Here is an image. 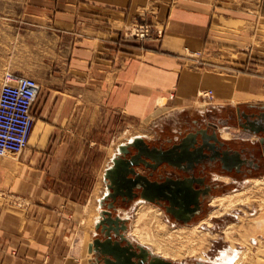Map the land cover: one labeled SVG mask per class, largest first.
<instances>
[{"label":"crops","instance_id":"crops-1","mask_svg":"<svg viewBox=\"0 0 264 264\" xmlns=\"http://www.w3.org/2000/svg\"><path fill=\"white\" fill-rule=\"evenodd\" d=\"M261 3L0 0V73H28L39 86L27 149L12 153V164L6 156L0 160V190L17 191L30 199L25 232L34 231L35 238L19 244L4 242L0 229V264H74L72 258L81 256V246L65 242L69 228L58 216L61 202L79 201L69 195L63 198L60 186L73 183L69 182L73 169L86 162L93 165L90 154L100 152L97 138L108 137L123 119L145 120L159 98L182 112L202 88H212L220 100L237 98L218 103L245 102L258 82L247 75L234 78L188 69L183 62L189 49L218 41L246 57L241 51L245 43L261 37L259 32L251 33L252 13L264 24ZM145 21L163 24L161 39L140 43L124 38L127 27ZM239 59L222 65L244 67L245 58ZM233 129L245 135L235 139L252 138ZM89 175L88 181L98 184V173ZM3 222L4 226L11 221Z\"/></svg>","mask_w":264,"mask_h":264},{"label":"rangeland","instance_id":"rangeland-1","mask_svg":"<svg viewBox=\"0 0 264 264\" xmlns=\"http://www.w3.org/2000/svg\"><path fill=\"white\" fill-rule=\"evenodd\" d=\"M261 2V5L264 6V0H261ZM251 19V33H253L254 35L259 32L261 33V37L257 39L256 36H253L250 42L245 43V47L241 49V51H245L246 57L235 55L232 50L228 49L229 46L225 44L224 41H218L213 43L212 46H204L202 49L199 50L193 51L189 49L187 51V57L183 62V65H185V67L188 69L198 70L205 73H218L227 76H232L234 78H236L237 76L247 75L248 77L245 76L246 78H251L252 81L258 82L256 90H254L251 95L246 96V98L243 99V101L245 102H238L241 104L216 103L214 90L212 88H202L197 91L195 99L192 101V104L187 108L185 107L184 111L179 112L177 110H172V108L165 103V98H159L157 100L158 105H155L156 107L153 109L149 117L145 120L133 122L123 119L120 124H118V128L110 132V135L108 137L97 138L98 140H96V144L99 145L100 152H92L90 154V156L93 157V165H91L90 162H86L84 166L81 165L80 169H73L72 173H70L71 179H69V182L72 181L74 184L72 183L70 185L60 186L62 196L69 195L72 199H78L79 201L76 205L71 202L69 203V205H67L66 202H61L58 208V216L60 218V222L65 224V227L67 226L69 228L68 236H70V238L65 239L67 240L65 242H69V245L73 242L74 247L78 245L82 248L81 256L76 260L75 258H72V262H74V264H91L90 262L91 260H93L94 255L88 249L91 245L92 240L97 236L96 234V236H93V231L95 230L93 219L97 214L96 198L99 196H103V186H106V184L103 181L102 174L105 172V169L112 163L110 158L114 153H116V148L120 144L127 143L129 138L135 137L139 134L144 135L145 140L151 143L156 142L158 140V134H160L161 137H164L165 135H170L176 138V131L179 128H183L186 124V121H189L191 118H224L233 115L237 107H244L246 105H264V24H259V21L256 20L254 13L251 14ZM261 20L264 22V18ZM140 25H149L151 27L152 38L146 40H139L130 37L131 30L136 26ZM164 31L165 30L163 24H153L145 21L127 27L124 31V38L143 43L151 39H161L164 34ZM235 58H245L247 64H245L244 67H229L226 65H222L223 61L228 62ZM5 73H0V88L2 85L1 77H3ZM25 74L28 77L31 76L28 73ZM31 78L34 79V77ZM209 90L212 91L211 99H203L201 94ZM169 95L171 96V94ZM201 105H203V107ZM233 128L238 129L237 126L220 127L219 134L223 138L222 131L229 130V132H231V137L223 138L227 141L235 139L233 137L235 135L243 134L239 132L234 134V131L236 130H234ZM240 130L241 129L239 128V131ZM246 136L249 135L246 134ZM252 138H255V136H252ZM47 142L49 143V141ZM6 154L12 155V157L14 155L12 154V152H8ZM4 156H0V160ZM91 171L94 172V174L98 173L96 179L98 180V184H93L88 181V179L90 178L89 174H91ZM219 175L221 174L213 172L209 176L211 179H213L216 177L218 178ZM223 176L228 178V184L226 185L227 188L222 190L217 195H224L233 191L242 190L251 185V182L247 180L234 179L231 175L223 174ZM249 177L252 179H262L264 178V174L253 175ZM145 203L150 204L152 206L154 205L150 202ZM30 206V199L19 195L17 191L0 190V225L3 226L1 223L3 220L4 222L7 220L11 221L10 224L7 223L8 225H4V228L0 227V229H4L1 234V240L4 239V242L7 240L12 244H19L25 240L33 241V239L35 238L34 231L31 234H27L25 232V224L29 223L28 220L30 219V216L26 217V212L29 210ZM136 207H138L136 202L130 203L128 205L118 203V210L125 211V213L128 214V217H126L128 218L127 233H130V229L132 228L133 221L135 218V212L137 209ZM237 208L231 209L232 212L230 211V213L228 212L224 213L219 217L210 218L212 224L211 226H208L205 223H202L200 225L201 229H208L211 232L217 234V237L212 239V243L203 253L204 256L208 254L209 257L215 260V257L220 253L221 250L229 248L230 244L229 241L224 238L223 229L231 223L238 222V214L243 215V211ZM73 209L75 210L74 212ZM214 209L215 208L213 207H209L208 212L204 216L198 218L195 222H192L188 226L192 227L194 225H198V223L204 218H208V214ZM243 209L247 210L248 214H253L258 210L257 207H255L254 210H251V208L246 207L245 205L243 206ZM161 212L162 221L163 223H165L168 231L171 232L177 227L185 226V224H178L174 222L162 210ZM85 224L88 225V229L86 230V233H84L82 236V227L85 226ZM79 229L81 230L80 233L77 232ZM75 235L77 239L73 241ZM80 235L83 237V239L80 238ZM3 236L5 238H3ZM130 237L132 238V236ZM244 250L245 246L237 244L238 255L241 254ZM253 251L255 252V248ZM254 252H251L250 254L252 255L250 256H253ZM89 253H91L92 255H90ZM197 255L198 254L194 256L181 257L178 258V260L167 258V260L169 259L173 262H180L185 264H194V262H196L200 258ZM238 255L235 260L238 258ZM205 264L215 263L207 262Z\"/></svg>","mask_w":264,"mask_h":264},{"label":"flooded vegetation","instance_id":"flooded-vegetation-1","mask_svg":"<svg viewBox=\"0 0 264 264\" xmlns=\"http://www.w3.org/2000/svg\"><path fill=\"white\" fill-rule=\"evenodd\" d=\"M224 126H237L244 132L255 136V138L227 141L219 134V128ZM176 132V138L170 135L161 137L158 134L156 142L147 141V143L151 148L169 150L176 145H180L183 139L188 136V142L191 143V147L186 153L188 160L185 159L178 166L161 163L156 167L146 168L139 165L136 170L147 175L150 181L164 182L170 186L174 194L172 196L174 204L161 198L150 203L178 224L189 225L204 216L208 212V208L212 207L210 205L212 198L218 196V193L227 188L228 178L225 182L218 178L211 179L209 176L211 173L221 174L219 176H223V174L231 175L234 179L240 180H248L252 179L249 176L264 174V106L262 105L237 107L233 115L224 118H191L186 121L183 128ZM178 151L180 152V149H177ZM135 152L136 150L132 148L131 154ZM138 200L141 199L136 197L131 201H126L118 196L114 202L115 210H112L113 215L119 214L122 218L127 219L124 223L125 230H122V224L117 228L119 233L123 234L133 245L128 249L127 254L129 252L140 254L142 251L137 248V244L140 243L130 239L127 233L128 218L124 216L125 211L118 210V203L128 205ZM110 201L112 199H108L105 203L108 204ZM185 202H189V204L185 205ZM175 214L183 218L191 216V220L185 222L182 219H177ZM97 233L99 232L96 231L95 234L99 236L100 234ZM117 239L119 240L120 237H117ZM125 244L124 241L121 242L122 246H125ZM91 262L103 264L102 261L97 263L94 256ZM132 263L141 264L139 259L135 258L132 259ZM148 263L149 261L145 262V264ZM205 263L207 262L199 260L194 262V264Z\"/></svg>","mask_w":264,"mask_h":264},{"label":"bare ground","instance_id":"bare-ground-1","mask_svg":"<svg viewBox=\"0 0 264 264\" xmlns=\"http://www.w3.org/2000/svg\"><path fill=\"white\" fill-rule=\"evenodd\" d=\"M236 99L237 98L233 96L228 99L220 100L215 95L216 103L224 101L235 102ZM155 105H158V103ZM201 106L203 107V105ZM236 132L234 134H236ZM222 135L223 138H229L231 137V132H229V130H223ZM136 136H141L145 139L144 135L139 134ZM242 136L240 135V137ZM133 138L134 137L129 138L128 142H131ZM117 153L118 147L116 148V153L111 156V161ZM5 156L8 158V163H14L15 159L13 157L9 154ZM102 177L104 179V173ZM218 179L225 181L227 177L219 176ZM247 181L251 182L249 187L213 197L210 205L215 209L208 214V218H204L198 225L192 227L188 225L180 226L171 232L167 230L165 223H163L162 212L158 208L145 203L142 199L138 200L136 201L138 207H136L135 218L128 235L129 237L132 236L130 239L137 241L143 246H147L155 255L164 259L171 258L178 260V258L181 257L198 254L197 256L200 257L198 260L201 262L215 264H264V178L248 179ZM106 194L107 189L104 185L103 196L96 198L97 214L93 219L94 224H96L99 219L98 212L100 213L101 211L99 201ZM244 205L251 208V210L257 207L258 210L253 214H248L247 210L243 209ZM235 208L242 210L243 215L238 214V222L231 223L223 229L224 238L229 241L230 244L229 248L221 250L215 257V260L209 257L208 254L204 256L203 253L212 243V239L217 237V234L208 229H201L200 225L205 223L211 226L210 218L219 217L224 213H230L231 209ZM124 216L128 217V214L124 212ZM82 228L83 236L88 229V225L85 224ZM95 232L96 230L93 231V236ZM82 236L80 235V238L83 239ZM237 244L245 246V250L239 255L237 254ZM254 248L255 252L253 251ZM251 252H254L253 256H250L252 255L250 254ZM89 254L91 255V253ZM237 255L238 258L235 260Z\"/></svg>","mask_w":264,"mask_h":264},{"label":"water","instance_id":"water-1","mask_svg":"<svg viewBox=\"0 0 264 264\" xmlns=\"http://www.w3.org/2000/svg\"><path fill=\"white\" fill-rule=\"evenodd\" d=\"M187 138L188 136L183 139L180 145H176L169 150L151 148L141 136H136L131 142L118 146V153L113 157L111 165L104 172L107 194L99 201L101 211L95 224V230L100 235L92 240L89 248L97 263L102 261L103 264H133L132 259L135 258L139 259L141 264H145L146 261H149L148 264H181L155 255L147 247L140 244H137V248L142 253L129 252L127 254L128 249L133 245L117 229L122 224V230H125L124 223L127 219L122 218L119 214L113 215L112 210H115L114 202L118 196L126 201L139 197L147 202H155L161 198L174 204L172 197L174 194L169 185L164 182L150 181L147 175L137 172L136 167L139 165L146 168L156 167L161 163L178 166L180 162L185 159L188 160L186 153L191 147V143L188 142ZM132 148L136 150L134 154H131ZM177 149H180V152H177ZM108 199H112V201L106 204L105 202ZM188 204L189 202H185V205ZM175 215L177 219H182L185 222L191 220V216L183 218L178 214ZM117 237H120V239L118 240ZM122 241L126 243L125 246L121 245ZM91 264L96 263L91 262Z\"/></svg>","mask_w":264,"mask_h":264},{"label":"built area","instance_id":"built-area-1","mask_svg":"<svg viewBox=\"0 0 264 264\" xmlns=\"http://www.w3.org/2000/svg\"><path fill=\"white\" fill-rule=\"evenodd\" d=\"M131 38H152L149 25H140L130 32ZM39 86L35 79L6 72L0 88V156L8 152L20 154L29 145L35 121L32 109L38 96ZM203 99H211L212 91H205Z\"/></svg>","mask_w":264,"mask_h":264}]
</instances>
